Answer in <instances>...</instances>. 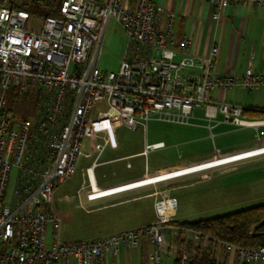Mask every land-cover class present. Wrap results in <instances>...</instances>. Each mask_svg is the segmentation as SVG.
<instances>
[{
  "label": "built area",
  "instance_id": "2783aa9c",
  "mask_svg": "<svg viewBox=\"0 0 264 264\" xmlns=\"http://www.w3.org/2000/svg\"><path fill=\"white\" fill-rule=\"evenodd\" d=\"M43 1L0 0V264H106L122 248L139 249L144 238L153 246L149 264H164L166 234L179 232L172 225L176 198L166 195L157 201L156 219L145 226L65 243L60 240L61 218L53 208L56 189L75 177L86 140H98L100 157L120 126L147 130L152 121L190 126L200 108L210 130L220 124L256 126L243 119L241 105L219 103L213 94L234 88L264 90V74L249 64L239 78L218 76V48L213 46L206 57L194 55L189 40L178 41L171 30H161L159 8L150 0H64L57 16L43 19L39 32L29 31L32 14L24 5ZM207 1L215 9L216 23L233 3L253 2L264 9V0ZM112 22L128 36L117 73L99 69ZM14 87L40 93L33 123L19 130L5 114L6 94ZM165 148L164 142L146 141L143 155ZM14 167L19 176L8 206ZM48 225L54 227L50 245ZM186 237L199 241L203 236L186 229ZM213 243L235 253L242 264H264V247ZM194 254L183 249L181 264Z\"/></svg>",
  "mask_w": 264,
  "mask_h": 264
},
{
  "label": "rangeland",
  "instance_id": "374dc122",
  "mask_svg": "<svg viewBox=\"0 0 264 264\" xmlns=\"http://www.w3.org/2000/svg\"><path fill=\"white\" fill-rule=\"evenodd\" d=\"M42 22V17L32 14L28 26L29 31L39 32ZM127 45V33L120 25L112 22L104 40L99 69L117 73L125 57ZM33 91V89H29L24 93L29 92L33 96L35 94ZM7 108L10 110V117L15 130H19L24 123L32 124L36 116L34 99L20 102L17 105L9 102ZM181 130L190 131L189 127L186 126L169 125L157 121L150 122L147 130L142 129L144 133L148 132L150 143L162 140L167 145L174 146L173 149L150 154L148 158L150 166L168 165L174 160H179L180 155L185 160L213 151V141L207 139L208 131H202L196 136L201 138L199 142L176 144L177 141L173 135ZM220 130V128L214 130V134H217L214 142L218 148L240 140L239 135H219ZM126 132L127 130L123 126L119 129L121 134ZM144 140L145 135L142 133H137L135 136L127 134L125 136V142L128 143L126 148L115 151L113 148L115 142L112 141L104 155L102 154L98 159V152L95 150L97 141L89 139L84 142L75 177L60 185L54 193L53 207L62 221L60 226V240L62 242H78L100 235H111L117 231H127L151 220L154 221L156 219L155 204L166 195L176 198L178 201L177 220L179 222L211 219L264 204V162L238 166L229 171L226 170L241 162L194 170L198 166L215 159L216 156L200 163L184 165L146 176L145 178L154 179L174 175L167 179L154 181L146 186L128 189L123 191L126 192L123 194L90 202L87 195L92 192V189L86 176L87 167L91 166L97 159V174L101 177L100 181L124 174H132L137 171L138 166L145 165V158L135 157L128 160L125 157L141 152ZM175 145L179 146L175 147ZM112 160H116L115 163L111 162ZM128 163L132 164V169L127 167ZM189 170L193 171L187 172ZM18 176L19 170L14 167L8 182L5 205L11 206L13 204ZM78 192L80 193L79 196ZM140 194H144V196L148 194V196H139L138 200H129L122 204L113 205L118 197L129 199L131 196ZM58 198H63V201H58ZM53 233L54 227L48 225L47 245L51 244ZM202 239L209 241L208 237H202ZM182 241L185 245L190 243L194 246L198 242L187 237H183ZM175 243L179 245L178 241Z\"/></svg>",
  "mask_w": 264,
  "mask_h": 264
},
{
  "label": "crops",
  "instance_id": "0c3cea01",
  "mask_svg": "<svg viewBox=\"0 0 264 264\" xmlns=\"http://www.w3.org/2000/svg\"><path fill=\"white\" fill-rule=\"evenodd\" d=\"M150 1L156 4L159 8L161 16V30H171L172 35L178 41L183 39L189 40V42L191 43V51L194 55H197L199 57H206L208 56L213 46H216L218 48V54L215 58V72L218 76H234L239 78L244 74L249 64H252L256 73L264 74V9L262 7L253 2H243L239 4L233 3L227 8L222 19L218 23H216L212 19V15L215 9L211 4L208 3L207 0ZM213 98L219 103H233L241 105L244 110L243 119L247 122L256 123L257 125L236 128L231 125L220 124L210 130L208 128V123L205 120L204 109H197L194 112L193 119L191 120V125L186 126L189 127L190 131H177L173 135V138L177 141L176 144L179 145L192 144L201 140V138L196 137L198 134H200L202 131H208L209 136L207 137V139L213 141V151H209L197 157L185 160H183L182 155H180L178 158L179 160H174L168 165H154L153 167L150 166L148 162V158L150 157V155H143L145 143L146 141L149 142L148 132L144 133L142 131V128L131 130L123 126L126 128L127 132L121 134L119 133V129L122 126H120L115 131L111 140V142H115L113 147L114 150H121L127 147L128 143L125 142V136L127 134H132L135 136V134L137 133H142V135H145V140L143 142L141 152L131 154L129 156H126L125 158L129 160L135 157H142L145 158L146 163L144 166H138L137 171L132 174H124L115 176L111 179H103L102 181H100L101 177H99V174H97V159L99 158L97 157V159L91 164V166L87 167L86 169L88 182H91L94 187V191L90 192L87 195L88 200L92 202L101 200L109 196L126 193L123 191L142 186L141 183L144 180L149 179L145 178L146 176L163 171H168L184 165L200 163L215 156V159L202 164V166L215 162L217 158H228L239 154H245L251 151H259V153L253 158L243 159L244 162H242L243 160H240L241 163L235 164L226 171L242 165L264 162V152L261 151V148H264V90L250 91L234 88L225 93L216 92L213 94ZM219 120H222L221 115L219 116ZM219 128L221 129L219 135H239L240 140L230 142L229 144L223 145L218 148L214 142L215 138L217 137V134H214V130ZM96 141L98 143V140ZM157 142H164L166 144V148L163 150L173 149L174 147L171 145H167V143L162 140L156 141L154 143ZM179 145H175V147ZM160 151H156L153 153H157ZM105 152L106 150L104 151V153ZM114 161L116 160H112L111 162ZM127 167L130 169L133 168L132 164L130 163H128ZM124 186H127L126 190L115 192L112 195H107L95 199H91L89 197L97 190L106 192L109 190H117ZM139 196L147 197L148 194H145V196L144 194L136 196L134 195L129 199L125 197H118L116 198L117 200L115 203H113V205L122 204L128 202L129 200H138V198H140ZM58 201H63V198H58ZM97 209L99 208L97 207ZM151 222L153 221L151 220L148 223L135 226L133 229L145 226ZM119 232L122 231H117L115 233ZM166 235L167 240L165 247L164 264H173L181 250L179 245L175 243L176 241L173 234L168 232V234ZM101 236L103 235H100L98 237ZM191 240L194 239L191 238ZM195 247L208 248L213 258L219 264H242L235 253L231 252L227 248L214 246L213 242H210L206 239H201L196 242ZM152 248L153 246L150 240L148 238H144L139 249L130 251L128 249L122 248L118 257L115 254L109 255L106 258V264H149V254L152 251Z\"/></svg>",
  "mask_w": 264,
  "mask_h": 264
},
{
  "label": "trees",
  "instance_id": "16d2710c",
  "mask_svg": "<svg viewBox=\"0 0 264 264\" xmlns=\"http://www.w3.org/2000/svg\"><path fill=\"white\" fill-rule=\"evenodd\" d=\"M63 1L46 0L43 2H33L32 4L25 3L24 8L28 9V11L31 10V14L45 19L57 16ZM33 92L35 93L33 96L29 92L22 94L18 87H14L6 94L7 104L11 102V104L17 105L20 102L34 99L35 107H37L40 93L38 90H34ZM5 114L10 116V110H8L7 106ZM172 225L179 229L174 239L178 241L180 248L182 247L173 264L182 263L183 249L195 253L193 258L189 259L186 264H219L213 258L208 248L195 247L190 243L185 245L182 238L186 229L201 234L203 238L209 237L210 242L218 240L237 247L250 249L264 247V204L211 219L192 222H179L175 220Z\"/></svg>",
  "mask_w": 264,
  "mask_h": 264
},
{
  "label": "bare ground",
  "instance_id": "6f19581e",
  "mask_svg": "<svg viewBox=\"0 0 264 264\" xmlns=\"http://www.w3.org/2000/svg\"><path fill=\"white\" fill-rule=\"evenodd\" d=\"M261 151L264 152V148H261ZM258 153H259V151H251V152H248V153H245V154H239V155H235V156L228 157V158H217V160L215 162H212L210 164H206V165H203V166H199V167H197L194 170L204 169V168H208V167L227 165V164H230V163H233V162H237V161H240V160H243V159H246V158H253V157L257 156ZM190 171H193V170H189L187 172H190ZM183 173H186V172H183ZM183 173H179V174H183ZM172 176H174V175H166L164 177L157 178V179H154V180L153 179H146V180H144L141 183V185L142 186H146V185H149L150 183H152L154 181L167 179V178H170ZM126 189H127V186H124V187H122L120 189H117V190H109V191H106V192H101V191L97 190L96 192L91 194L89 197L91 199L100 198V197H103V196L112 195L115 192H118V191H121V190H126Z\"/></svg>",
  "mask_w": 264,
  "mask_h": 264
}]
</instances>
